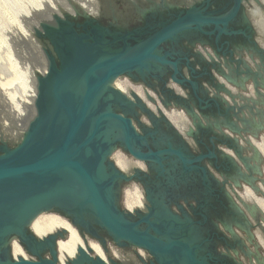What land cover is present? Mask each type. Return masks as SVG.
Segmentation results:
<instances>
[{
	"label": "flooded vegetation",
	"instance_id": "flooded-vegetation-1",
	"mask_svg": "<svg viewBox=\"0 0 264 264\" xmlns=\"http://www.w3.org/2000/svg\"><path fill=\"white\" fill-rule=\"evenodd\" d=\"M206 1L208 5L205 11L212 15L227 13L232 5V0ZM181 3L177 8H170V5L163 8L134 6L113 17L101 12L92 25L85 26L86 30L85 18L76 15L70 19L71 27L76 34H86L98 24L108 32L104 34V41L110 50L120 51L124 46L132 50L159 29L161 22L171 20L188 7ZM193 3L199 5L202 2L197 0ZM203 30L204 33L195 28L183 30L159 46L157 53L173 62L174 67L150 60L144 68H134L113 79H122L131 86H140L144 91L145 100L133 91L132 98L112 93L109 98L113 110L130 119L134 132L130 136L132 151L148 156L140 159L132 154L121 139L120 129L116 131L118 139L110 148L108 160L113 163L112 155L119 152L125 158L142 164L125 173L131 179L119 181L118 200L125 184L138 183L141 187L144 209L132 211L130 219L139 221L147 216L150 222L158 226L160 234H155L151 229L149 231L166 246L163 264H186L187 253L192 255L195 264H264V248L257 235L260 233L264 237V215L257 205L239 196L244 185H259L261 159L249 149L247 142L241 144L239 138L225 141L222 134L225 129L221 132L220 128H216L224 126L226 118L234 122L231 114L224 115L226 107L231 106L224 101L230 96L224 82L236 87L242 94H247L244 92L249 83L247 81L263 85V81L251 77V67L246 62L247 55L251 51L256 52L252 44L256 37L255 30L242 3L228 21L225 32L214 30V25ZM43 42L58 65L51 44L46 39ZM205 50L212 52L211 58L205 56ZM251 69L258 71L255 70L257 68ZM172 75L177 80L187 77L188 82H173ZM263 76L264 73L259 77ZM218 84L228 91L219 88ZM175 86L182 92H178ZM235 99L240 98L237 96ZM242 104L237 103V106L241 107ZM164 110L183 111L189 119L186 130L180 132L165 116ZM242 133L243 129L241 134H235L241 137L244 136ZM250 133H254L252 129ZM225 150L235 155H228ZM238 155L247 159V165L239 160ZM260 190L264 194V190ZM254 193L264 199L262 193ZM49 212L63 216L70 223L72 221L62 212ZM146 227V223L140 222V229ZM90 228V232L84 233V229L79 227L82 238L96 240L104 246L101 247L105 253L113 244L122 254L125 252L126 257L132 258L131 264H160L146 249L129 244L117 246L97 225L92 223ZM7 246L8 254L13 258L10 241ZM27 255L29 259H36ZM41 255L49 257L48 251ZM106 255L113 259L109 252ZM113 260L117 264H126Z\"/></svg>",
	"mask_w": 264,
	"mask_h": 264
},
{
	"label": "water",
	"instance_id": "water-1",
	"mask_svg": "<svg viewBox=\"0 0 264 264\" xmlns=\"http://www.w3.org/2000/svg\"><path fill=\"white\" fill-rule=\"evenodd\" d=\"M201 2L192 3L171 20L161 22L159 29L132 50L126 46L120 51L110 50L104 41V34L108 32L98 24L86 34L74 33L70 19L76 15L85 18L84 30L97 20L80 9L75 14L52 15V21L39 24L41 30H35V34L51 44L59 63L56 65L54 56L43 45L47 69L36 79V114L19 142L13 146L0 144V264H57L55 242L57 236H64V231L37 238L29 228L35 215L51 210L70 216L71 224L80 235L79 227L84 233L90 232L93 223L117 246L129 244L146 249L163 264L166 246L149 231L160 234L158 226L147 216L132 221V212L118 203L117 185L131 176L108 160L110 148L118 139L116 131L120 129L121 139L132 154L140 159L148 156L132 151L130 136L134 132L130 119L113 110L109 95L127 97L112 87L113 79L134 68H144L147 61L174 67L173 62L157 53L163 42L186 29L195 28L204 33L203 28L210 25L219 33L225 32L228 21L241 6V0H232L227 13L212 15L205 11L208 1ZM151 6L157 7L154 3ZM252 44L264 59L263 48L255 39ZM251 73L253 78L260 76L256 71ZM171 80L188 82L187 77L177 80L173 75ZM253 83L254 89L260 91L258 83ZM218 86L228 91L222 84ZM231 108L226 107L225 117L230 115ZM225 120L223 125L227 130L241 134L242 131H234L228 118ZM246 125L254 133L264 129L263 110L259 111L258 120L251 117ZM216 128L223 131V126ZM223 137L229 140L224 134ZM249 149L259 155L254 146L250 145ZM238 158L243 163L247 160L241 155ZM259 174V185L250 188L263 194L260 189L264 186V176L262 171ZM140 222L147 227L140 229ZM12 238H17L24 251L36 259L10 258L7 244ZM46 251L49 257L41 255ZM185 259L186 264H195L191 254H185ZM67 264L117 263L91 254L89 248L85 252L79 247L77 255Z\"/></svg>",
	"mask_w": 264,
	"mask_h": 264
},
{
	"label": "bare ground",
	"instance_id": "bare-ground-1",
	"mask_svg": "<svg viewBox=\"0 0 264 264\" xmlns=\"http://www.w3.org/2000/svg\"><path fill=\"white\" fill-rule=\"evenodd\" d=\"M181 1L183 2L184 5L189 6L190 4H192L197 0H181ZM141 2L142 0H136L134 4L141 6L140 4ZM241 3L246 8L247 16L251 20L252 26L255 30V35H256L255 40L257 44L264 50V0H247V1L241 0ZM5 4H6L5 6L2 5V8L4 10L3 12L6 13L8 19L12 20L16 24L18 30L22 32L25 35V37L27 36L26 33H24L22 28L17 24V16L19 14H22L25 17L32 15L30 18L31 22L29 24V34L31 36V38L29 39L35 48L33 50L35 54L34 57L36 58L34 63L27 71L28 78L25 76L26 72L22 74V78L19 76L18 73H16V76L14 77L16 85L18 87L25 86L26 90L28 91L26 97L27 100H25L24 102V104L26 103L28 104L26 106L27 107L26 111L23 110V108L20 109L18 112H12V110H10V112L8 113L6 112V114H4L2 119L0 120L1 140H3V138H5L6 140L9 139L12 140L13 138L21 139V137L23 136V134L25 133L28 127L29 122L36 114V110L34 106V101L37 94L36 79L38 75L44 74L47 69V60L45 59V56L42 51L43 45H40L38 43V40L36 41V39L33 38L34 34L31 35L30 32L35 30H41L39 24L45 21H52L51 16L55 14H58L59 16L64 14H75L80 9L86 12V14H89L90 16L97 18L100 15V13L103 12L104 10L102 11L101 4L96 0H26V1L23 0V2L21 0H13V2L11 3L5 2ZM105 13H107V10H105ZM211 53H207L206 51L205 56L211 58ZM249 55H247L246 62L250 63L253 67H256L258 62H256L255 59L254 60L251 59ZM2 59L6 60L5 73L7 74L10 71V66L14 69L12 72L15 73L16 64H14V62L8 57V54L6 55V59L5 58ZM258 69H261V67H258ZM251 72L253 71L250 68V74L251 77H253V74ZM2 77L3 76L1 75L0 82ZM219 78L224 82V80L221 77ZM225 83L227 84V86ZM224 84L226 88L229 90L230 95L233 97V98L231 97V99L226 98V100H224L228 103L229 106L230 105L232 106L231 111L233 113L231 114H233V116L236 117L234 118L235 120L233 123L230 120L232 128L236 132L242 131V129L243 131L244 129L248 131L251 130V127L249 129V126H247L244 123H241L239 125L238 123H236L238 122L237 120L246 123V120L247 121L251 120L250 119L251 117L250 116L247 117V115H245L246 113L244 114L243 112L242 114H239L237 111H235L236 110L235 108L238 107L237 103H241L243 98H246L248 96H251L253 98L254 96H257L259 94L258 92H260L259 95L264 97V93L261 91H256L254 89V83L252 82H249L247 84V89L249 90L247 94L240 93L239 89L229 85L227 82H224ZM112 86L118 88V90H120L124 95H127L131 98L133 91L137 96L145 100L144 91L140 86H131L119 78L113 81ZM175 88L178 92H182L180 88H178L177 86H175ZM237 96L240 98L239 100L235 99V97ZM240 109H241L240 107L237 108V110ZM163 112L165 116L172 122V124H174L178 130H180V132L186 130V128L189 125V119L187 118V116L184 114L183 111L164 110ZM222 134H224V136H226L229 139L231 138L232 140L234 138H239L241 144H245V142H247L249 146L250 145L254 146V148L259 152V154L261 155L264 161V132H262L259 136H255V133H250L247 134L246 136L244 135L245 139L244 136L240 137V135L230 132L227 129H225L222 132ZM225 152H227L228 155L233 153L230 150H225ZM123 155L119 152H114V154L111 157L115 166L122 172L127 174L131 171V169L134 166H139V167L142 166V164L139 161H132L130 159L125 158ZM261 166H262L261 171L264 176V162ZM261 188L264 190L263 185H261ZM239 196L248 203L252 202L255 205H257L260 208L262 214L264 215V199L261 196H257L249 186L244 185L242 190L239 192ZM144 202L145 199L143 196V192L141 187L138 185V183L137 184L132 183L131 185L129 186L127 185V187L126 186L124 187L122 191V206L126 211L132 212L136 209H144ZM29 228L37 238H44L55 232L61 230L64 231L65 233L64 236L58 238L55 242L58 264H67V261L73 259L77 255V248L79 247L83 248L85 252L89 248L93 255L100 256L105 261H108V257L106 254L109 252L111 257H113V259L119 260L126 264L131 263L130 261L131 258L125 259L122 253L116 247H114L113 244L109 246L108 252L105 253L104 252L105 250H103L101 244L96 240H93L91 238H86L87 241L83 240V238L78 233L76 228L68 220H66V218H64L63 216L57 213H53V212L38 213L30 220ZM257 235L261 246L264 248L263 235H261L260 233H257ZM10 249H11V254L14 258L28 257L24 249L21 247V245L17 242L15 238H12L10 240Z\"/></svg>",
	"mask_w": 264,
	"mask_h": 264
},
{
	"label": "rangeland",
	"instance_id": "rangeland-1",
	"mask_svg": "<svg viewBox=\"0 0 264 264\" xmlns=\"http://www.w3.org/2000/svg\"><path fill=\"white\" fill-rule=\"evenodd\" d=\"M21 1L23 2V0ZM96 1H98L101 4L102 6L101 9L102 11L104 10L103 13L105 12V10H107V13L105 14H108V15L111 14L112 17L116 16V14H118L120 11L124 12V10L126 11L130 9L131 7L133 8L134 6H138L134 4L136 0H96ZM152 3L156 4L157 7L155 8H163L167 4H170V8H177L176 6H178V4L182 5L181 0H149V1L142 0V2L140 3L141 6L139 5L138 7H142V6L145 7L146 5H151ZM2 5L5 6L6 5L5 2H0V59H1L0 60V74L2 72L4 73V74L3 73L1 74L3 77L1 78V82H0L1 84L0 86V90H1L0 91V113H1L0 120L2 119L3 115L6 114V112L7 113L10 112V110H12V112H18L20 109L23 108V110L26 111L27 109L26 106L28 104L27 103L24 104V102L25 100H27L26 97H27L28 91L26 90L25 86L18 87L16 85L14 77L16 76V73H18L19 76L22 78V74L26 72L25 76L28 78L27 71L29 70V68L31 67V65L34 63L36 59L34 57L35 54L33 50L35 48L29 39L31 38L29 34V24L31 22L30 18L32 15L25 17L22 14H19L17 16V24L22 28L23 32L26 33L27 36L25 37V35L18 30L16 24L12 20L8 19L6 13L3 12L4 10L2 8ZM30 33L31 35L34 34L33 38L36 39V41L38 40V43L40 45H44L43 40L38 38V36L35 34V31H32ZM7 54H8V57L14 62V64H16L15 73L12 72L14 69L11 66H10V71L7 74L5 73L6 60L2 58L6 59ZM249 56L251 59L253 60L255 59V61L258 62V64L256 65V67H253L250 63H248V65H250L251 68L252 67L257 68L255 70H258L257 72H260V74H263L264 73L263 72L264 70L263 60L264 59H262L257 52L251 51ZM1 64L3 65V67ZM258 67H261V69H258ZM1 68H2V71H1ZM257 79L259 81H263V85L259 84L258 87H259V90L264 93V76L262 78L257 77ZM247 82H250V81H247ZM248 91L249 90L247 89L244 90L245 93ZM242 102H243L242 104L243 107L241 106L240 107L241 109L237 110V108H239L238 106L237 108H235L236 109L235 111H237L239 114H242V112L244 114L246 113L245 115H247V117L250 116V117H253L255 120H258L259 111L263 110V120H264V97L263 96L259 94L257 96H254L253 98L251 96H248L246 98H243ZM229 112L230 114L233 113L232 111H229ZM230 117L232 119L236 118L235 116H233V114H231ZM237 121L238 122L236 123H238V125L243 123V122H240V120H237ZM223 128L226 129L224 126ZM249 131L251 132V130ZM249 131L243 132L242 134L243 135L250 134ZM262 132H264V129H259L257 131V134L260 135ZM19 140L20 138L19 139L13 138L12 140L10 139L6 140L5 138H3V140L1 141L6 142L9 146H13ZM248 152L250 153V150H248ZM249 153H247V155ZM259 157L261 159V165H262L264 162L263 158L261 157L260 154H259ZM131 184L132 183H129L127 185L129 186ZM127 185L125 184L123 188L125 186L127 187ZM118 203H119V206L123 208L122 191L120 192ZM122 255L124 256L125 259L131 258V257H126L127 255L125 252H123ZM130 261L131 263L133 262L132 258ZM131 263H128V264H131Z\"/></svg>",
	"mask_w": 264,
	"mask_h": 264
},
{
	"label": "snow or ice",
	"instance_id": "snow-or-ice-1",
	"mask_svg": "<svg viewBox=\"0 0 264 264\" xmlns=\"http://www.w3.org/2000/svg\"><path fill=\"white\" fill-rule=\"evenodd\" d=\"M0 2H7V3H11V2H13V0H0Z\"/></svg>",
	"mask_w": 264,
	"mask_h": 264
}]
</instances>
